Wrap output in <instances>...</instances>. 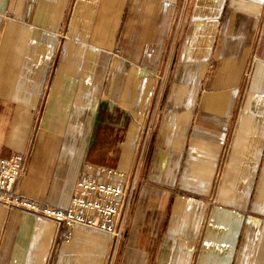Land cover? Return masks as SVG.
<instances>
[{
    "label": "crops",
    "instance_id": "1",
    "mask_svg": "<svg viewBox=\"0 0 264 264\" xmlns=\"http://www.w3.org/2000/svg\"><path fill=\"white\" fill-rule=\"evenodd\" d=\"M0 153L58 208L137 168L114 264H264V0H0ZM64 230L0 202V264H107Z\"/></svg>",
    "mask_w": 264,
    "mask_h": 264
},
{
    "label": "built area",
    "instance_id": "2",
    "mask_svg": "<svg viewBox=\"0 0 264 264\" xmlns=\"http://www.w3.org/2000/svg\"><path fill=\"white\" fill-rule=\"evenodd\" d=\"M23 169L22 154L0 153V202L7 207L19 208L55 220L65 227V238L70 236L75 225H86L105 231L112 242L107 264H114L116 250L125 236L128 218L137 195V168L128 174L112 168H102L106 175H119L120 178L114 182L81 176L64 208L52 207L17 195L14 192V183Z\"/></svg>",
    "mask_w": 264,
    "mask_h": 264
},
{
    "label": "rangeland",
    "instance_id": "3",
    "mask_svg": "<svg viewBox=\"0 0 264 264\" xmlns=\"http://www.w3.org/2000/svg\"><path fill=\"white\" fill-rule=\"evenodd\" d=\"M131 210H132V208H131ZM130 214H131V212H130Z\"/></svg>",
    "mask_w": 264,
    "mask_h": 264
}]
</instances>
